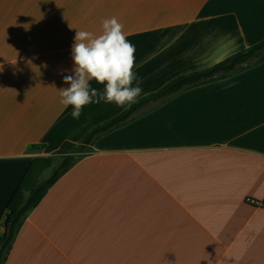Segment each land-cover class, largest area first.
I'll return each instance as SVG.
<instances>
[{
	"label": "crops",
	"instance_id": "1",
	"mask_svg": "<svg viewBox=\"0 0 264 264\" xmlns=\"http://www.w3.org/2000/svg\"><path fill=\"white\" fill-rule=\"evenodd\" d=\"M263 40L264 0H0V230L35 159ZM211 91L165 115L196 144L100 146L125 126L100 138L5 264H264V207L248 203L264 205V62L149 111Z\"/></svg>",
	"mask_w": 264,
	"mask_h": 264
},
{
	"label": "trees",
	"instance_id": "2",
	"mask_svg": "<svg viewBox=\"0 0 264 264\" xmlns=\"http://www.w3.org/2000/svg\"><path fill=\"white\" fill-rule=\"evenodd\" d=\"M263 62L264 40L209 68L186 73L171 80L158 91L137 99L120 114L93 127L78 143H66L57 152L58 155L56 153L51 157L35 159L7 204L0 230V264L6 263L28 215L37 208L62 176L82 157L93 152V146L100 138L126 126L138 114L154 105L163 104L182 92L231 78ZM55 156H58L56 161L53 159ZM46 171H50L49 176L40 180Z\"/></svg>",
	"mask_w": 264,
	"mask_h": 264
},
{
	"label": "rangeland",
	"instance_id": "3",
	"mask_svg": "<svg viewBox=\"0 0 264 264\" xmlns=\"http://www.w3.org/2000/svg\"><path fill=\"white\" fill-rule=\"evenodd\" d=\"M213 93L214 91L203 92L200 95L195 93L185 96V98L188 97L186 99H172L179 102L171 106V108H169L167 112L166 110H161L160 108L154 111L145 110V112L138 114L133 122L122 128L121 130L113 133L108 138L100 139V141H102L100 143V146L106 143L110 146H113L114 148L141 149L143 151L138 153H151L156 147H176L189 145L193 142H190L188 139L183 140L184 127L182 121L169 120V122L167 123L168 120L165 115L166 113L173 114L175 119V115L182 112L181 102L198 101L199 97H206L212 95ZM152 132H154L153 136ZM196 143L197 142L193 144ZM143 158L145 159V157ZM53 159L56 161L58 159V156H55ZM49 174L50 171H46L45 173H43L40 180H45L49 176ZM62 248L64 249V253L68 251V239H65L63 241Z\"/></svg>",
	"mask_w": 264,
	"mask_h": 264
},
{
	"label": "built area",
	"instance_id": "4",
	"mask_svg": "<svg viewBox=\"0 0 264 264\" xmlns=\"http://www.w3.org/2000/svg\"><path fill=\"white\" fill-rule=\"evenodd\" d=\"M248 203H250V204H252V205L259 206V207H264L263 204L257 203V202H255V201L252 200V199H248Z\"/></svg>",
	"mask_w": 264,
	"mask_h": 264
}]
</instances>
